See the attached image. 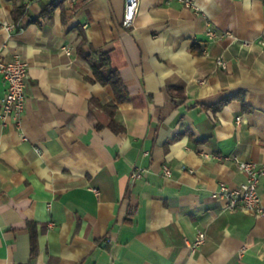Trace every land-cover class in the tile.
I'll list each match as a JSON object with an SVG mask.
<instances>
[{
  "label": "crops",
  "instance_id": "obj_1",
  "mask_svg": "<svg viewBox=\"0 0 264 264\" xmlns=\"http://www.w3.org/2000/svg\"><path fill=\"white\" fill-rule=\"evenodd\" d=\"M49 1L16 0L15 18L0 0V57L29 63L22 114L0 116V264H264V216L212 196L245 180L233 156L264 163V0H138L130 26L123 0L71 18L41 15ZM79 47L107 52L126 100Z\"/></svg>",
  "mask_w": 264,
  "mask_h": 264
},
{
  "label": "built area",
  "instance_id": "obj_2",
  "mask_svg": "<svg viewBox=\"0 0 264 264\" xmlns=\"http://www.w3.org/2000/svg\"><path fill=\"white\" fill-rule=\"evenodd\" d=\"M74 1V0H71ZM190 3L189 0H184ZM138 0H123L122 24L130 26L138 11ZM4 25L11 29L10 23L4 22ZM209 38H223L230 35L228 32L218 33L210 28L206 32ZM217 64L224 67L222 58H217ZM28 61L19 54H13L8 59L0 57V74L2 75L6 89L0 98V116L2 118L12 117L18 120L24 109L26 78L28 76ZM236 122H240V117H236ZM233 159L237 162L238 168L245 174V180L234 187H230L224 182H219L218 188L212 192L216 199L224 201L227 209L235 210L240 208L244 211L264 216V208L261 203V196L257 190L260 179H264V163H256L250 160H241L236 156ZM163 172L170 175L167 166H163ZM139 172L131 174L132 179L138 177ZM96 192L97 190L94 189ZM52 225V224H51ZM205 232L197 229L195 237L189 244L191 252L196 251L205 241Z\"/></svg>",
  "mask_w": 264,
  "mask_h": 264
},
{
  "label": "trees",
  "instance_id": "obj_3",
  "mask_svg": "<svg viewBox=\"0 0 264 264\" xmlns=\"http://www.w3.org/2000/svg\"><path fill=\"white\" fill-rule=\"evenodd\" d=\"M8 1H11L13 3V9H12L13 17L17 18L25 12L23 6L16 5V0H8ZM65 1L66 0H51L47 3H44L42 5L40 14L50 15L56 7H61L62 17L64 18L65 14L67 13L68 18H71L75 15L78 8L86 0H74L72 7L70 9L64 8L63 2ZM86 42H87L86 37L81 32V45L85 44ZM78 50L82 54L85 61L90 66L93 76H94V80L99 81L103 85H109L113 91V95H114L116 102H121L123 100H126L128 98L127 88L124 85L119 72L115 68L112 67L110 58L107 52L102 51V50H97L91 47L89 48L88 52H84L82 49H80V47L78 48ZM232 97H238L240 98V100L243 101V97L241 94H235V95L225 97L218 104L212 105L211 109L213 111L220 109L228 100L232 99ZM95 102L98 103L96 100ZM101 106L103 109L107 111L108 115L110 116L108 126L116 132L122 131L123 126L120 125L114 118V114L117 109L116 103L106 104V105H101ZM243 107L246 108V105L244 103H243ZM31 240H32V253L34 254V250H35L34 235H32Z\"/></svg>",
  "mask_w": 264,
  "mask_h": 264
}]
</instances>
